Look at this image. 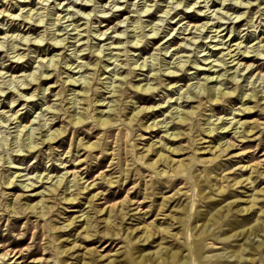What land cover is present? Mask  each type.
<instances>
[{"label": "rangeland", "instance_id": "rangeland-1", "mask_svg": "<svg viewBox=\"0 0 264 264\" xmlns=\"http://www.w3.org/2000/svg\"><path fill=\"white\" fill-rule=\"evenodd\" d=\"M35 260L264 264V0H0V264Z\"/></svg>", "mask_w": 264, "mask_h": 264}, {"label": "bare ground", "instance_id": "bare-ground-1", "mask_svg": "<svg viewBox=\"0 0 264 264\" xmlns=\"http://www.w3.org/2000/svg\"><path fill=\"white\" fill-rule=\"evenodd\" d=\"M243 59H244V58H243ZM149 89H150V88H145V89H143V90H144V91H148ZM214 91H215V88H213V87H212V88L209 87V92L212 93V92H214ZM212 94H213V93H212ZM221 94H222V93H221ZM214 96H215V95H214ZM212 100H213L214 103H218V99H217V97H216V98L214 97V99H212ZM181 118H182V117H179V119L177 118L178 121H182ZM76 120H77V119H76ZM105 120H106V119H105ZM172 135H173V134H172ZM256 154H257V152H256V153H252L251 156H255ZM92 170H93V169H92ZM74 172H75V171H74ZM88 174H89V173H88ZM91 174H92V173H91ZM91 174H90V175H91ZM86 175H87V174H86ZM84 177H85V176H84ZM88 177H90V176H88ZM59 182H60V180H59ZM59 182H58V183H59ZM130 196H131V195H130ZM109 197H110V196H109ZM12 253H14V254L12 255V258H13L14 256H17V251L15 252L14 250H11V249H8V248H7L6 251L2 254V256H3V257L6 256V255L8 256V255H11ZM7 256H6V257H7ZM18 258H20V257H17V259H18ZM40 260H41V259H40ZM43 260H44V259H43ZM38 262H40V261H36V260H35V261H32V263H34V264H36V263H38Z\"/></svg>", "mask_w": 264, "mask_h": 264}]
</instances>
